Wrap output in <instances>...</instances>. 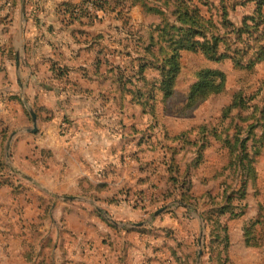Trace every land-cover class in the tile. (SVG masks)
<instances>
[{
	"label": "crops",
	"instance_id": "0c3cea01",
	"mask_svg": "<svg viewBox=\"0 0 264 264\" xmlns=\"http://www.w3.org/2000/svg\"><path fill=\"white\" fill-rule=\"evenodd\" d=\"M71 3L77 6L74 16L95 7L91 0H27L26 48L19 65V2L0 0V264L166 263L157 252L163 234L144 232L141 208L124 211L127 205H110L96 198L114 194L108 170L98 166L120 165L121 174L127 169L121 162L128 153L121 139L131 117L115 110L126 102L111 78L113 73L108 72L112 65L106 63L109 59L117 66L124 54L115 50L113 60L108 51H113L114 35L104 34L113 21L123 27L125 20L116 16L118 11H106L103 18L101 14L92 20L80 16L81 21L73 23ZM141 9L140 1L131 7L127 25L136 24L135 13ZM100 33L103 36L95 38ZM59 67L66 71L64 77L55 73ZM29 106L37 113V132L29 131L34 126L27 114ZM100 107H105L107 119L97 115ZM6 134L7 140L13 139L12 164L35 180L31 181L35 194L26 187L16 192L8 183L11 175L2 171ZM118 141L121 150L115 144ZM103 181L110 189L99 192ZM85 203L109 204V211ZM114 207L123 209L125 220L117 221ZM153 242L160 244L153 247ZM168 244L171 256L175 250L181 257L180 242L177 248Z\"/></svg>",
	"mask_w": 264,
	"mask_h": 264
},
{
	"label": "rangeland",
	"instance_id": "374dc122",
	"mask_svg": "<svg viewBox=\"0 0 264 264\" xmlns=\"http://www.w3.org/2000/svg\"><path fill=\"white\" fill-rule=\"evenodd\" d=\"M209 1L199 0L198 6L207 18H211L214 21L215 25L220 24L224 7L228 12V19L237 24L241 23V18L245 14L251 13L254 9L253 2L247 0ZM145 6L153 8V11ZM95 7H92L90 11L83 12V14L91 12L98 14V16L101 14L103 18L106 11H111V7L108 5H105L103 9ZM157 9H164V13L157 12ZM111 12L113 13V11ZM172 12L173 5L168 6V0H143V10L141 9L135 13L136 24L119 27L121 22L119 21L118 23L114 18L116 21L110 24L108 32H104V34L109 33L107 34L109 37L114 35L111 40V44L114 46L113 51H108L111 54V58L114 60L115 50H121L124 51L122 63L126 67L131 68L134 63L135 66H138L142 46L139 43L140 39L148 36L149 29H154L153 25L160 24L165 19L174 18ZM125 13L127 20L132 17L131 11ZM17 19V23H19L20 10L17 11ZM117 29L119 34L116 31ZM143 42L145 41L143 40ZM182 63L183 71L177 84L176 93L170 97L167 102L168 104L160 101L155 107L156 110L149 108L146 105L149 101H144L145 93L147 92L144 89L143 112L142 106L139 104L131 103L127 107H125V104H121L119 108H115L118 113H122L123 115L128 114L133 119L129 122L130 126L128 125L126 128L127 132H122L121 147L128 152L122 155V159L120 158L121 162L127 166L124 174H121L117 169L120 165L113 163H110L111 165L107 167H104L106 166L105 164L97 167V169L103 171L108 170L109 177L113 179L112 188L114 194L109 198H114L119 202L111 203L110 205H127L124 207V211L134 207L135 209L139 207L143 210V223H140L142 224L140 226L143 227L144 232L150 233L151 236H155L159 232L163 234L159 236V241L162 245L158 247L159 250L157 252L165 258L166 263L161 261L160 264H179L176 258L174 261L173 255L171 256L170 246H168L171 244H168V241L175 244L176 248L179 241L182 246L179 250L181 259L188 257L190 262L194 264H264V205L260 208L259 203L261 198L264 204V148L258 160V181L257 179L253 183L249 181L244 198H239L241 192L235 194L232 201H230L227 211L220 215L221 218L228 219L229 221V228L227 230L229 245L227 250L230 260H227L224 254V243L226 241H222L226 233L222 232L220 239L215 240V237L211 236V229H209L202 216V209L196 205L185 206L182 204L179 200L178 192L174 191L173 187L170 186V188V182H168L170 177L168 167L173 160L178 167L182 168V172L199 162L197 160V149H200V143L203 139L197 138L192 134L175 139L164 138L159 142L161 130L165 128V125L172 134H178L190 129L194 124L204 122H211L215 126L219 125L226 106L232 102L237 92H242V95L246 96V98H254L250 103H246L242 108L235 109L233 114H230L234 117L233 124L230 121L231 119L228 118L222 121L221 127L218 128L219 131L223 132L222 139L226 136L227 130L233 136L239 129L240 134L244 136L247 134L246 126L252 122L259 123L251 133V136L261 137L264 128V118L261 121H256V118L260 116V111L264 109V61L256 65L255 68L247 70L237 68L230 60L213 62L209 61L201 53L185 52ZM204 67L219 68L226 72V90L220 94L209 96L200 101L194 109L192 108L184 112L182 111V105L187 99L189 87L196 81V72ZM153 72L149 71V76L155 75ZM161 97L160 95L159 100L162 99ZM129 98H131L130 95ZM257 99L260 100L259 106L258 108H254L252 105L257 102ZM29 107L33 108L32 106ZM104 108H98L97 115L99 117L105 116L104 119H107L106 114H104ZM178 111L179 114H175ZM133 120H138L136 123L138 131L132 128ZM157 120L163 123L153 129L152 126ZM67 128L68 125L65 123L63 129L66 130ZM115 129L120 134L121 131L117 130V126H115ZM141 130H143V134L144 132H151L153 130V135L157 139H152L149 143V146L156 147V150L142 151V161L138 159L140 147L142 149V146L139 145L142 133H138ZM4 137L1 158L2 171L11 175L7 179L10 178L11 182L18 183L16 185L18 191L26 187L29 188L31 193L35 194V187L31 183V180L29 181L24 176L27 172L12 164L11 149L13 139L10 136L7 140V134ZM222 139H209L208 143H205V150L203 152L207 151L212 161L200 168L199 174L193 177V190L196 194L194 195L201 197L202 201H205L204 207L209 211H214L216 208L218 209L225 205L226 194H230L233 190L238 189L236 187L237 180H235L234 172L227 165L228 156L224 150ZM91 140L95 141L94 139ZM6 141H8V145H6ZM77 141L79 142V140ZM156 142H159L158 145L161 148H170L164 151L158 149L155 146ZM115 144L121 150L120 141ZM34 147L39 149L36 145ZM137 150H139L138 154L136 153ZM7 151L10 153L8 159ZM115 159L120 161L118 158ZM143 164L146 166L145 169H143ZM203 177L206 180L208 179V181L204 182L202 180ZM208 190H211L212 193L207 192ZM49 195L52 196V193H49ZM85 204L89 208L94 209L99 205L93 203L94 206L92 207L89 203ZM108 205L100 204L99 206H101L102 211H109ZM164 206H168V208L157 215L156 212ZM112 210L115 214L111 210L110 212L118 222L125 218V215L122 214L123 209L114 207ZM233 212H237V215L231 216ZM128 214L130 217H133V214ZM218 214L219 212L215 211V215ZM170 236L173 237L171 238ZM212 239L213 241H211ZM157 244L160 243H152L153 247ZM201 249L203 253L199 256Z\"/></svg>",
	"mask_w": 264,
	"mask_h": 264
},
{
	"label": "trees",
	"instance_id": "16d2710c",
	"mask_svg": "<svg viewBox=\"0 0 264 264\" xmlns=\"http://www.w3.org/2000/svg\"><path fill=\"white\" fill-rule=\"evenodd\" d=\"M143 0H91L97 9H103L105 5L111 7V11H118L117 16L124 19V25L129 23L130 18L126 19V13L130 12L131 7L137 2ZM199 0H168V6L173 5V16L174 18L165 19L162 23L153 25L154 29H149L148 36L141 38L139 43L141 46V53L138 62V66L134 64L131 68L126 67L120 63L115 66L106 59V63L109 66V73H113L111 78L114 82L119 85V95L126 105L139 104L142 106L143 112V90L145 93V100L149 101L146 105L149 108L156 110L158 102L162 101L168 104L170 97L174 96L177 89V84L183 71L182 58L185 52L201 53L209 61L220 62L224 60H230L239 69L251 70L256 65L264 61V0H247L254 4V9L251 13L245 14L241 18V23L237 24L228 19V12L224 7V12L219 25H215L211 18H207L198 6ZM210 2L209 0H204ZM17 2V0H16ZM68 10L71 12V22L81 21L80 16H88L91 20L99 18L98 14L88 12L80 16H74L76 11V4L71 3L68 5ZM147 7V6H145ZM153 11V8L147 7ZM157 12L163 14L164 9H157ZM103 35H95V38L99 39ZM143 40L145 42H143ZM120 52L124 54V51ZM102 62L101 58L99 59ZM99 62V63H100ZM56 68V67H55ZM55 73L64 77L66 71L61 67L54 70ZM149 71H154L155 75L149 76ZM227 85V74L225 71L219 68L204 67L196 72V81L192 83L187 92V99L182 105V111L187 112L189 109H194L198 103L211 95H217L226 90ZM129 95L131 98H129ZM160 95L162 96L159 100ZM129 98V99H128ZM254 97L246 98L242 95V92H237L232 102L226 106L224 114L222 116L219 125L215 126L211 122H204L201 124H194L190 129L182 131L178 134H172L167 126L162 128L161 139H175L181 138L182 136L192 135L197 138H202L203 141L200 143V149H197V160L198 163L194 164L193 167L187 168L182 172V168L178 167L174 160L168 167L169 171V187H173L178 192L179 200L185 206L196 205L202 209V216L205 219L207 226L211 229V236L214 239H220L221 233H226L222 241L224 243V254L227 260H230L229 252L227 250L229 245V236L227 230L229 228L228 219L220 217L227 211L230 201L234 198L235 194L241 192L240 199L244 198L247 191V184L249 181L253 183L254 180L258 181V160L262 154L264 148V128L261 137H252L251 133L256 129L259 122H252L246 126L247 134L242 136L238 129L233 136L229 134L227 130L226 136L222 139L223 132L219 131V127L222 125V121L226 118L231 119V123L234 122V117L230 115L235 109L242 108L246 103H250ZM159 100V101H158ZM259 99L252 106L258 108ZM179 114L175 112V114ZM30 116V113L27 111ZM134 115V113H132ZM264 118V109L260 111V116L256 118V121H261ZM133 117L131 116V121ZM138 121V120H137ZM137 121L133 120L132 128L138 131ZM140 124V122H138ZM157 120L152 126L154 129L157 125L161 124ZM165 123V122H164ZM241 128V127H240ZM134 132V131H132ZM138 133H142V138L139 142L140 152L137 150L138 159L143 160V150H156V147L149 146L152 139H156L151 132H144L143 130ZM136 133V134H138ZM222 139L224 150L228 156V164L233 170L235 180H237V190H233L230 194H226V204L220 208H216L214 211H209L204 207L205 201L202 198L195 196L194 187V175L199 174L200 168L208 163H211L212 158L209 157L205 150V143L211 139ZM157 140V139H156ZM144 141V143H143ZM251 144H249V142ZM159 142L155 143L158 149L167 150L170 147L161 148ZM172 151V150H171ZM200 151V152H199ZM45 152L50 153L49 149H45ZM52 156V155H51ZM196 160V161H197ZM146 166L143 164V169ZM237 175V177H236ZM199 177V176H198ZM200 178V177H199ZM207 182L205 177L202 179ZM17 190V184L14 182H8ZM170 187V188H171ZM110 185L107 181H103L98 185L99 192L109 191ZM172 190V189H171ZM207 192L212 193L211 190ZM195 194V195H194ZM97 200L101 202L117 203L118 200L111 198H102L98 194L96 195ZM260 208L264 205L261 198L259 200ZM215 211L219 214L215 215ZM237 215V212H233L231 216ZM232 218V217H230ZM260 221V220H259ZM170 233V230H169ZM213 241V239L211 240ZM248 245V244H247ZM173 255L179 264H194L190 262L189 258L186 257L181 259L173 251Z\"/></svg>",
	"mask_w": 264,
	"mask_h": 264
},
{
	"label": "water",
	"instance_id": "95a60500",
	"mask_svg": "<svg viewBox=\"0 0 264 264\" xmlns=\"http://www.w3.org/2000/svg\"><path fill=\"white\" fill-rule=\"evenodd\" d=\"M18 2H19V6H20V19H19L20 43H19V47H18V51H17V58H18L19 65H21L22 54H23L24 49L26 48L25 33H26L27 25H28V14H27V0H18ZM30 114H31L33 122H34V126L32 128H30L29 131L37 132L39 129L38 128L37 113L33 108H31ZM24 176L26 178H28L29 180L35 182V180L31 176H29L27 174H24ZM167 208H168V206H164L163 208L158 210L156 212V214L158 215L160 212L165 211ZM110 219H112V218H110ZM202 253H203V250L201 249L199 256H201ZM199 263H200V260H199Z\"/></svg>",
	"mask_w": 264,
	"mask_h": 264
}]
</instances>
